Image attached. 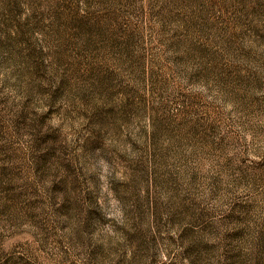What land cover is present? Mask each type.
Listing matches in <instances>:
<instances>
[{"label": "rangeland", "instance_id": "374dc122", "mask_svg": "<svg viewBox=\"0 0 264 264\" xmlns=\"http://www.w3.org/2000/svg\"><path fill=\"white\" fill-rule=\"evenodd\" d=\"M0 264H264V0H0Z\"/></svg>", "mask_w": 264, "mask_h": 264}]
</instances>
